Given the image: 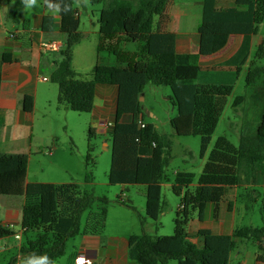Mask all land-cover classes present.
Segmentation results:
<instances>
[{
	"label": "trees",
	"instance_id": "trees-1",
	"mask_svg": "<svg viewBox=\"0 0 264 264\" xmlns=\"http://www.w3.org/2000/svg\"><path fill=\"white\" fill-rule=\"evenodd\" d=\"M51 1L58 2L62 10L65 5L71 6L70 11L60 12L65 42L50 77L58 85L59 108L92 113L97 86H116L118 99L111 134L112 163L108 182L111 186L125 188L147 187L148 205L158 214L164 213L167 203L162 201V184L169 181L166 168L171 160V144L142 118L140 98L144 89L148 85L171 89V100L177 109V116L170 122L172 129L180 137H201L205 154L241 68L230 84L205 83L203 78L197 82L202 72L199 59L220 51L232 35L250 40L257 26L264 22V0H204L198 26V54L177 52V36L168 28L167 9L173 0H90L91 4L103 5L98 21V54L107 50L123 65L109 66L98 60L90 79L81 78L72 68L74 49L85 40L79 30L78 11L74 8L76 0ZM220 2H230L232 6L221 8ZM18 6L21 3H17L16 9ZM14 21L23 25V38L30 44V23L22 19L20 7L15 10ZM52 31L53 17L45 16L43 32L51 34ZM121 35L131 42H142L140 51L127 52L117 44L105 46L107 41ZM263 59L264 38L247 73V94L237 97L233 104L238 112L248 97L252 103L251 115L248 113L243 122L239 144L220 137L194 188L192 174L178 172L175 175L172 191L181 199V206L176 214L174 234L131 236L129 256L136 264H169L172 261L177 264H230L231 254L240 239L256 244V264H264V204L262 227H244L233 235L199 230L196 236L203 239L202 248L191 241L188 233L194 216L203 221L207 206L221 203L228 188L247 187L248 210L260 198L254 186L259 177L264 180V66L257 62ZM12 61L9 54L0 59V97L3 68ZM23 107L26 112H33L35 98L25 96ZM127 116L132 118L131 122L123 121ZM140 123H144L145 128H141ZM90 134H94L92 128ZM29 164L27 154L0 153V195L25 197L22 245L7 264H18L33 253L47 255L56 264L66 254L69 240L84 235L104 236L111 204L107 197L84 191L77 183L28 184ZM86 181L92 182V177H87ZM149 214H152L150 208Z\"/></svg>",
	"mask_w": 264,
	"mask_h": 264
},
{
	"label": "rangeland",
	"instance_id": "rangeland-1",
	"mask_svg": "<svg viewBox=\"0 0 264 264\" xmlns=\"http://www.w3.org/2000/svg\"><path fill=\"white\" fill-rule=\"evenodd\" d=\"M2 1V0H0ZM204 0H173L169 7V11L176 10V5H181L185 10L192 8L198 2L203 3ZM176 4V5H175ZM44 0H38V6H34L31 10H25L24 16L33 25L35 16L41 14L44 8ZM75 8L80 14V32L85 35V40L75 50L74 69L83 79H90L93 68L98 62L97 47L100 42L99 34V18L103 5L91 4L90 0H76ZM192 16V17H191ZM195 16L189 14V18L185 19L184 28L181 27L180 21H174V29L181 33H192L198 35V26L201 21L200 17L195 21ZM184 30V31H183ZM264 38V22L257 26L253 35L252 43H246L242 52L239 54L238 65L243 66L241 72L236 76L234 91L228 97L226 108L216 125L211 137L208 151L202 153V138L197 137H180L177 136L171 127V119L177 116V109L172 103V91L169 87L148 85L144 89L142 103L143 120L155 127V129L166 137L171 144V160L166 168V175L169 181L162 184V201L167 203L165 212L159 217L158 221H154L147 216L146 200L139 196L136 192L137 187H129V191L122 192L121 186H111L108 182V175L112 163V138L109 134L100 132L99 125H95L92 113L66 112L60 108L58 112V98L56 97V105L52 108L53 116L48 119L42 117L45 109L48 107L45 95L43 94V85H41L38 117L36 120V134L40 128L44 127L45 134L53 137V144L49 147H42L39 154H35L30 164V178L40 183L59 182L58 184L77 183L81 185L82 190L92 192L98 197H107L112 204L109 205L110 216L108 219V227L106 235H121L129 232V234L141 235L147 233L154 236H171L175 231V218L177 211L181 206V199L172 191V183L177 172L190 173L193 176L194 185L198 184V180L207 163L209 154L213 149L216 141L220 137L228 138L233 144L238 145L241 132L237 127L243 124L246 115H251V100L247 101L235 112L233 107L234 101L239 96H246V77L251 62L256 60V52L259 44ZM183 37H181V40ZM191 41L195 53L198 54V39L191 35L187 38ZM130 45H139L131 42ZM191 46L189 50L191 52ZM247 48V49H246ZM198 50V52H197ZM100 62L109 66L120 65L115 56L105 51ZM91 59V62H90ZM200 62V59H199ZM247 62V63H246ZM258 65L264 66V59L257 61ZM243 63H246L245 65ZM93 66V67H92ZM43 76L51 77L52 71L49 67L42 68ZM202 80V74L197 82ZM47 85L53 88L57 96L59 94L58 85L50 81ZM68 111V110H67ZM150 114H154L152 117ZM11 124H9V129ZM239 126V127H240ZM94 134H90V129ZM44 135V134H43ZM54 148L55 151H51ZM53 150V149H52ZM53 152V154H51ZM88 157L89 160H88ZM87 177H92L93 185L86 184ZM194 188V186H193ZM126 197L130 198L127 201ZM124 202L126 207L134 204L136 210L122 208L118 206ZM2 198H0V207L2 206ZM118 203V205L116 204ZM264 204L263 196L253 205L249 218L241 222L238 220V226H254L262 227L263 219L261 208ZM243 207H241V210ZM126 222V226H120L121 222ZM3 235H8L3 232ZM71 241V240H69ZM22 242L18 243L12 236L8 239L0 241V264H7L9 259L17 254ZM68 244L67 249L70 247ZM67 253V250H66ZM67 255L59 259L57 264H66ZM18 264H23L20 261ZM175 264V263H171Z\"/></svg>",
	"mask_w": 264,
	"mask_h": 264
},
{
	"label": "crops",
	"instance_id": "crops-1",
	"mask_svg": "<svg viewBox=\"0 0 264 264\" xmlns=\"http://www.w3.org/2000/svg\"><path fill=\"white\" fill-rule=\"evenodd\" d=\"M21 0H2L0 1V59L6 54L12 56V62L4 65L3 68V82L0 97V153L4 154H27L30 157V164L32 158L36 154L40 153L42 147H49L53 144L54 136H47L45 134L44 127L40 128L39 133L36 134V120L38 117L39 97L41 91V85L43 88V94L47 101L48 107L45 109L42 117L48 119L53 116V107L56 103V92L53 88L47 85L51 80L47 76H43L42 68L49 67L53 72L55 69V61L58 59V53L45 52L41 49V44L49 41H59L64 45L65 36L61 33L62 18L60 13L51 12L46 5H44L41 14L35 16L34 25L30 23V44L25 43L23 38V25L14 21L15 10L21 8V15L23 20H27L24 16V6ZM52 4H59L58 2L51 1ZM172 4V3H171ZM170 4V5H171ZM167 9V15L169 16V30L177 36V52L180 54L195 53L194 47L191 46V41L188 36L197 37L198 50H199V36L192 33H181L174 29V21H180L181 27L184 28V20L189 18V14L195 16V21L198 20L202 11L203 3L198 2L192 6V8L185 10L181 5H176V10L173 12ZM230 2H220L219 7H231ZM75 8V4H74ZM78 11V9L75 8ZM78 17L80 14L78 12ZM53 17V31L51 34H45L43 32L44 17ZM192 17V16H191ZM184 31V30H183ZM181 37L183 39L181 40ZM253 36L250 40L243 36L232 35L230 36L227 44L217 53L211 56L200 57V67L202 69L203 82L210 84H230L234 81L235 75L238 69L243 66L238 65V56L242 52L246 43H252ZM83 43V42H82ZM80 43L78 46H80ZM130 45L125 36L121 35L112 41H107L105 46L118 45L120 49L127 52H139L143 43L134 42ZM72 61V68L74 69L75 50ZM191 49L193 52L189 50ZM197 50V52H198ZM104 50L98 55V60L102 59ZM98 52V47H97ZM108 52V51H107ZM91 62V59H90ZM247 63V62H246ZM245 63V64H246ZM244 64V65H245ZM123 66V65H117ZM93 67V66H92ZM249 71V70H248ZM76 72V71H75ZM77 73V72H76ZM25 96H33L35 98L34 111L28 113L24 110L23 101ZM118 99V88L112 85H98L95 97V107L92 112L95 125H99L100 132L103 134H112L113 124L116 119V106ZM61 109L57 110L58 112ZM62 110H65L64 108ZM66 112H70L65 110ZM239 111V109H238ZM155 117L154 114H150ZM124 122H131L132 118L127 116L123 119ZM9 124H11L9 129ZM110 124L111 126H107ZM240 126V125H239ZM237 129L242 131L243 124ZM44 134V135H43ZM53 149V150H52ZM51 151H55L52 148ZM51 152V154H53ZM30 164L27 175V183H40L31 180L30 178ZM178 173V172H177ZM58 184L59 182H49ZM89 186L93 185V182H87ZM197 186L192 184V187ZM122 187V192L129 191L130 188ZM136 192L139 196H142L146 200L147 216L154 221H158L159 217L163 214H158L157 210L148 205L147 202V187L136 186ZM247 187L228 188L226 194L221 203L209 204L206 208L205 218L200 221L197 215L188 226V233L191 236V241L199 248H202L204 241L201 237H197L196 234L199 230L206 229L212 231L216 235H233L236 230L250 227V226H238V220L241 222L246 221L249 215L253 211L251 207L249 210L246 208ZM254 189L258 190L260 197L263 196L264 201V180L259 177ZM2 206L0 207V241L8 239L10 233L7 230V226L11 223L21 226L23 217V207L25 205V197L16 196H3ZM127 201L130 198L126 197ZM112 204V202H111ZM118 205V203H116ZM122 208H128L130 210H136L135 205L132 208L119 204ZM241 207L243 209L241 210ZM149 208L152 209V214H149ZM110 216V210L108 208V219ZM108 219L106 224V230L108 227ZM126 222H121L120 226H126ZM106 230L103 237L84 235L78 236L71 241L70 247L67 249V262L66 264H74L75 259L79 255H86L93 260V264H136L129 256V239L134 234L129 232L122 233L121 235H106ZM7 232L8 235H3V232ZM154 236V235H152ZM67 244V246H68ZM257 259V246L253 241L244 239L237 240L235 250L231 254L230 264H256ZM59 261V260H58ZM57 261V262H58ZM56 262V264H57ZM171 263L176 262L172 261Z\"/></svg>",
	"mask_w": 264,
	"mask_h": 264
},
{
	"label": "clouds",
	"instance_id": "clouds-1",
	"mask_svg": "<svg viewBox=\"0 0 264 264\" xmlns=\"http://www.w3.org/2000/svg\"><path fill=\"white\" fill-rule=\"evenodd\" d=\"M21 3L26 11L33 9L34 6H38V0H21ZM44 4L53 13H60L61 11L68 12L71 10L70 5H65L62 10L59 4H52L51 0H44ZM23 264H55V261L50 259L47 255L37 256L33 253L25 258ZM78 264H84L83 258L78 260Z\"/></svg>",
	"mask_w": 264,
	"mask_h": 264
},
{
	"label": "built area",
	"instance_id": "built-area-1",
	"mask_svg": "<svg viewBox=\"0 0 264 264\" xmlns=\"http://www.w3.org/2000/svg\"><path fill=\"white\" fill-rule=\"evenodd\" d=\"M63 48V45L59 41H49V42H44L41 44V49L45 52H52V53H60ZM108 127L111 126L110 124L107 125ZM141 128H145L144 123H140ZM7 230L10 232L11 236L18 242L21 243L23 239V233L24 229L21 226H17L13 223L9 224L7 226ZM80 258H83L84 264H93V260L86 256V255H79L75 259L74 264H78V260Z\"/></svg>",
	"mask_w": 264,
	"mask_h": 264
},
{
	"label": "water",
	"instance_id": "water-1",
	"mask_svg": "<svg viewBox=\"0 0 264 264\" xmlns=\"http://www.w3.org/2000/svg\"><path fill=\"white\" fill-rule=\"evenodd\" d=\"M142 99H143V96H141L140 100H142Z\"/></svg>",
	"mask_w": 264,
	"mask_h": 264
}]
</instances>
